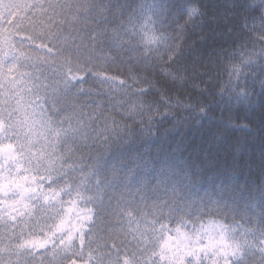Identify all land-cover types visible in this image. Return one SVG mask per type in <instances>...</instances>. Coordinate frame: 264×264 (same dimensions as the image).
<instances>
[{"label":"snow or ice","instance_id":"snow-or-ice-1","mask_svg":"<svg viewBox=\"0 0 264 264\" xmlns=\"http://www.w3.org/2000/svg\"><path fill=\"white\" fill-rule=\"evenodd\" d=\"M0 264H264V0H0Z\"/></svg>","mask_w":264,"mask_h":264},{"label":"trees","instance_id":"trees-1","mask_svg":"<svg viewBox=\"0 0 264 264\" xmlns=\"http://www.w3.org/2000/svg\"><path fill=\"white\" fill-rule=\"evenodd\" d=\"M205 3L210 5L222 4L223 0H205ZM199 29H195L193 32V38H195L199 34ZM219 112H217V116H219ZM166 127H171L170 125H166ZM163 130V129H162ZM183 138L186 143H194L198 144L199 147L204 151H211L212 153H216L217 149L232 151V145L235 144V138H240V144L238 147V153L243 154L244 159H251L254 161L253 173L250 177L253 181H259V168L257 167L259 164V155H260V145L258 141H254L251 137H247L245 133H241L237 131L234 136L235 138L231 142H212L211 134L207 129L198 130L195 128L184 129L182 132ZM175 140L181 139L180 135H176L174 137ZM168 143H172V138L169 139ZM167 148V144L165 145ZM153 154L156 153V149H153ZM160 156H163L164 153L160 152ZM243 179V177H241Z\"/></svg>","mask_w":264,"mask_h":264}]
</instances>
